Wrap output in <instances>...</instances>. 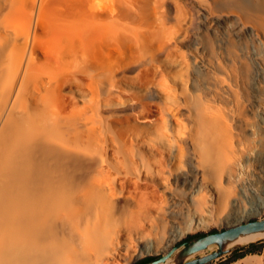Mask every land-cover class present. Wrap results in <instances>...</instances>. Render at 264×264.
<instances>
[{
	"label": "bare ground",
	"instance_id": "6f19581e",
	"mask_svg": "<svg viewBox=\"0 0 264 264\" xmlns=\"http://www.w3.org/2000/svg\"><path fill=\"white\" fill-rule=\"evenodd\" d=\"M117 1L0 0V264L128 262L114 258L121 248L127 249L117 238V214L133 196L125 193V184H137L142 169L152 180L164 176L162 170L151 169L141 152L124 149L103 113L120 98L114 92L118 74L134 61L127 58L114 66L94 50L104 40L107 48L117 49L128 38L126 34L142 45L151 36L146 31L149 24L138 23L131 12L134 4L144 1ZM208 5L245 21V32L261 41L263 48L255 57L260 82L254 87L255 98L264 102V0H211ZM65 88H76L84 103H66ZM120 103L131 111L138 105L131 98ZM235 156L230 141L221 155L223 166ZM193 170L194 175L176 179L181 177L193 188L198 177L206 176L205 169ZM211 176L216 202L221 205L225 194L221 175ZM143 192L139 190V197ZM262 209L264 190L224 222L234 224L260 215ZM125 225L129 233L142 224L133 218ZM147 237L140 240L145 251L157 250L164 239ZM249 237H264V232L236 242ZM169 246L166 243L163 250ZM164 264L174 262L169 259Z\"/></svg>",
	"mask_w": 264,
	"mask_h": 264
},
{
	"label": "rangeland",
	"instance_id": "374dc122",
	"mask_svg": "<svg viewBox=\"0 0 264 264\" xmlns=\"http://www.w3.org/2000/svg\"><path fill=\"white\" fill-rule=\"evenodd\" d=\"M143 1L133 5L143 13L137 9L131 12L140 20L138 23L150 26L146 31L151 36L148 35L146 44L133 41L135 37L125 33L124 38H128L119 44L121 47L107 48L104 40L105 46L94 50L114 66L127 58L134 61L118 74L114 92L120 98L113 100L103 113L124 149L141 152L150 161L151 169L162 170L164 176L163 180H152L142 169L138 187L132 181L125 184V193L133 194L134 201L131 197L121 215L117 214V238L121 244H127V249L121 248L114 258L128 259L126 264L146 256L158 257L165 251L166 243L172 246L228 226L225 218L249 206L264 190V102L255 98L258 91L254 87L260 82L255 57L263 48L261 41L245 32V21L239 17L230 12L223 14L217 6L208 7L211 0ZM141 3L148 5L142 7ZM128 43H132L130 48ZM62 93L68 104L84 103L76 88H65ZM123 98L137 101V111L122 108ZM231 103L235 116L229 110ZM230 141L236 156L223 166L221 155ZM133 158L139 164L138 158ZM192 166L200 171L205 169L206 176L198 177L190 188L181 177L179 181L176 177L194 175ZM215 173L221 175V187L225 190L221 205L216 202L217 190L211 185V175ZM138 189L144 191L142 197ZM262 216L264 209L260 215L240 221ZM133 218H139L142 225L128 233L125 223ZM146 235L150 241L161 236L162 245L157 250L145 251L140 240ZM262 239H242L241 245L207 264H246L251 256L233 259L232 252ZM252 259L250 264H264L262 260L257 263L255 256Z\"/></svg>",
	"mask_w": 264,
	"mask_h": 264
},
{
	"label": "water",
	"instance_id": "95a60500",
	"mask_svg": "<svg viewBox=\"0 0 264 264\" xmlns=\"http://www.w3.org/2000/svg\"><path fill=\"white\" fill-rule=\"evenodd\" d=\"M260 232H264V216L236 222L222 229L182 240L146 264H164L169 259L174 264H207L241 245V242H236L238 239ZM210 247L214 249L198 254Z\"/></svg>",
	"mask_w": 264,
	"mask_h": 264
},
{
	"label": "trees",
	"instance_id": "16d2710c",
	"mask_svg": "<svg viewBox=\"0 0 264 264\" xmlns=\"http://www.w3.org/2000/svg\"><path fill=\"white\" fill-rule=\"evenodd\" d=\"M263 246H264V239L256 242H250L248 245L240 246L234 249V251L232 252L233 253L232 258L236 259L248 253L259 252ZM154 258H155L154 256H146L135 261L133 264H146L147 262H149Z\"/></svg>",
	"mask_w": 264,
	"mask_h": 264
},
{
	"label": "crops",
	"instance_id": "0c3cea01",
	"mask_svg": "<svg viewBox=\"0 0 264 264\" xmlns=\"http://www.w3.org/2000/svg\"><path fill=\"white\" fill-rule=\"evenodd\" d=\"M245 256L246 257L251 256L250 259H248L246 261V264H250L252 262V260H253L252 256H255L257 263L259 260H262L264 262V246L262 247V249L259 252L248 253Z\"/></svg>",
	"mask_w": 264,
	"mask_h": 264
}]
</instances>
